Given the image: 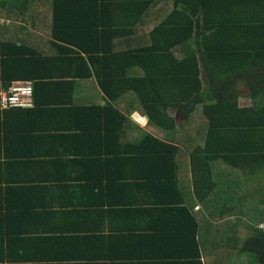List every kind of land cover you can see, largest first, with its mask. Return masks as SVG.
I'll return each mask as SVG.
<instances>
[{
    "label": "trees",
    "instance_id": "1",
    "mask_svg": "<svg viewBox=\"0 0 264 264\" xmlns=\"http://www.w3.org/2000/svg\"><path fill=\"white\" fill-rule=\"evenodd\" d=\"M121 1L133 21L140 17L142 31L136 32L135 23L125 24L121 10L122 21L106 15L110 0H0V91L30 82L33 92L30 107L0 108V155L6 159L4 164L0 161V169H27L26 163H37L32 169L49 171L51 164L60 163L13 160L8 136L2 138L1 132L21 136L40 107L56 98L73 101L69 115L56 117L53 110L47 125L71 131L70 139L85 146L84 154L91 153L84 166L93 164L99 171L94 168L84 179L94 186L110 182L112 194L121 186H133L121 180L136 179L151 202L122 200L110 209L123 212L125 218L152 219L163 231H174L169 216H180L176 204L189 198L184 185L190 186L185 171L191 160L194 193L201 205L196 217L203 234L197 240L205 248L210 243L211 257H221L222 263L244 264L247 252L258 256L255 247H264V187L257 198L246 192L248 181L264 176V108L253 107V99L264 94V0H173L190 5V12L182 16L177 7L162 21L156 15L145 18L148 7L160 6L161 0L141 7ZM201 63L208 74L212 71L207 91ZM235 74L252 78L253 84L247 80L251 95L237 93ZM170 109L186 115L181 125ZM135 112L150 117L149 128L159 131V139L135 123ZM151 146L148 157H132L145 155ZM103 151L113 157L103 160ZM125 161L149 167L143 174L123 175ZM153 165L161 168L157 175L149 173ZM21 176L14 174L15 179ZM10 177L6 183H12ZM178 180L180 185L174 183ZM23 188L11 190L14 196L0 188V201L9 212L2 216L1 211L2 221L15 220L18 214L30 220L31 213L39 211L26 205L27 191L19 194ZM15 200L20 203L12 208ZM7 220L1 221L0 230H6Z\"/></svg>",
    "mask_w": 264,
    "mask_h": 264
},
{
    "label": "crops",
    "instance_id": "2",
    "mask_svg": "<svg viewBox=\"0 0 264 264\" xmlns=\"http://www.w3.org/2000/svg\"><path fill=\"white\" fill-rule=\"evenodd\" d=\"M110 1L111 3L108 4L111 9L109 10L108 7L106 15L107 13L109 15L114 14L112 16L119 21V19L121 20L122 12L123 17L126 16L124 17L125 21H123L125 24L131 27L135 23L137 24L134 27L136 32L143 30L138 20L140 17H138L137 21H133V17L129 15L128 10L125 14L122 9L124 7L120 5L121 0ZM125 1L136 7L145 6L144 3L149 2V0ZM167 2L166 0H161L159 2L160 6L156 5L155 7L153 5L148 7L149 10L145 18L148 20L150 15H156L157 19L162 21V17L167 19V16L171 14L170 10L174 13V11L178 10L177 7H179L180 15L182 16L186 17L190 12L191 8L188 4H176L173 0H168ZM161 7L163 9H160ZM135 9L137 12L139 11V8ZM160 44L163 46L167 45L161 42ZM201 72L207 78L208 73L203 65L202 71L200 70V76ZM208 72L212 74V71L209 70ZM235 77L239 78L240 76L235 74L233 78ZM88 88L90 90L94 89L90 83H88ZM240 88L242 87L237 85L238 94L251 95L250 91L249 93L241 92ZM203 90L207 91L208 86ZM60 93L66 94L65 91ZM76 93H79V91ZM258 99L260 101L263 100L259 105L255 103ZM101 104L104 105L105 102ZM253 107L255 110L264 108V94H260L253 99ZM73 108V101L69 103L67 99L56 98L52 103H49L48 107H40L39 111L33 115L35 120L26 123L21 136L16 133L6 135L7 131L5 132L2 129V138L8 136L7 140L12 148L10 154L15 155L13 157L10 156L15 158L13 160L34 159L40 161L56 159L61 162L56 165L51 164L49 171L40 167L32 169L37 166V163H26L28 170L25 168L18 169L19 167L17 166L16 169L14 167L9 171L8 168L4 167L0 169V188L14 196V192L12 193L11 190L17 187L18 191H20V188L24 187L19 194H24L27 191L26 205H33L34 208L39 210L31 213V215H34L29 216L30 220L22 214L20 216L18 214L17 216L15 215V220L10 217L8 220L4 218L2 221L1 211L5 214L2 216L8 215L9 212L5 209V204L0 201V223L1 221L4 223L7 220L6 230H0V264H224L221 257H211L213 252L210 243L205 248L197 240L199 235L203 234V232L199 231L200 227L197 226L199 221L196 217V212L198 208H201V205L197 202L198 197L194 193L191 160L187 164L188 169L185 171L186 179H188L189 172L190 186L183 184L184 194H188L189 201L187 199L180 204H176L177 208H179L177 210L180 216H169V219L174 221V231H163L160 225H157L153 222L154 220L149 218H125L123 212L110 208L119 207L121 204L118 201L122 200L124 203L126 201L140 202L139 204L150 205L151 202L149 203V200H146L143 192L146 188L140 187L136 179L126 180L128 183L121 180L122 184L130 186L131 183L133 185L129 188L132 192L129 193L130 190L121 186L120 188L118 187V192L112 194L111 192L108 193L110 182L108 183L105 180L103 184L94 186L92 185L93 183L89 184L92 182L91 180L84 179V175L87 178L91 177L94 168L98 170L97 166L93 164H90V167L84 166L85 161H91V157H93L91 153L84 154L85 151L83 149H85V146L80 144L79 140L70 139L71 131H62L59 128L47 125L50 119L54 118L51 114L53 110L55 114L58 113L56 115L58 117L61 114L69 115L68 113ZM9 111L13 112V109ZM170 111L172 115L176 113L184 115L179 109H170ZM146 116L135 112L132 115V119L148 134L159 139V131L149 128L150 122L146 120ZM31 117L29 114L30 119ZM185 119L180 122L177 120L178 124L181 125ZM31 127L34 130L32 132L27 131ZM40 127L42 128L40 129ZM46 134L50 138H42V135ZM89 146L90 144L86 145V148H89ZM150 149L148 150L147 148L145 155L141 153L132 155V157L139 158L141 155L143 158L145 156L148 157L150 151H153V146ZM86 155L89 158L87 157L86 159ZM100 156L103 160L113 157L107 151H103ZM128 157L126 156L124 160ZM0 161L2 164L6 162L4 153L0 155ZM141 161L142 159L139 162ZM139 162L131 164V162L125 161L121 174H143L149 166ZM65 166H68L69 170H66ZM160 170V167L153 165L149 173L153 172L150 174L155 175ZM14 174L18 176L22 174L21 177H16L19 180L18 183L15 182ZM262 174L264 175V170ZM8 175L12 176V178L10 177L12 179L10 180L11 184L6 183ZM46 176L50 177L48 182H46L48 178ZM60 177L63 179L60 180ZM42 180H45L46 184ZM261 181L259 179L253 182V185L250 183L252 181H248L249 187L246 191L248 197L257 198L263 196V190L259 191L256 184L260 185V189L264 187V176L263 184ZM169 182L172 183V181ZM174 183L180 185L179 180ZM198 185L199 189L204 192V183L200 181ZM1 195L4 194L1 193ZM17 203L20 202L15 200L12 208ZM137 211L140 212V209H137ZM175 219H180V221L178 222ZM181 223H184L185 226L180 225ZM246 254L249 256L244 264H264V250L263 254L258 255L260 259H263L260 262L248 252Z\"/></svg>",
    "mask_w": 264,
    "mask_h": 264
},
{
    "label": "built area",
    "instance_id": "3",
    "mask_svg": "<svg viewBox=\"0 0 264 264\" xmlns=\"http://www.w3.org/2000/svg\"><path fill=\"white\" fill-rule=\"evenodd\" d=\"M32 94L30 82L15 83L9 91H0V108L30 107ZM261 227L264 230V224Z\"/></svg>",
    "mask_w": 264,
    "mask_h": 264
},
{
    "label": "rangeland",
    "instance_id": "4",
    "mask_svg": "<svg viewBox=\"0 0 264 264\" xmlns=\"http://www.w3.org/2000/svg\"><path fill=\"white\" fill-rule=\"evenodd\" d=\"M199 69L202 71V63L200 64V66H199ZM209 75V74H208ZM252 77V76H251ZM201 78H203V89L206 87V86H208V76H207V78H206V76L201 72ZM247 80H249L250 81V83H252L253 84V82H252V78H249L248 77V79H244V78H234V81H236L237 83H238V85L239 86H241L242 88H240V91L242 92V91H244V92H246V93H249V91L251 92V89H252V86L251 85H248V83H247ZM262 100V99H261ZM261 102H263V100L262 101H260V99H258V100H256V104H260ZM171 112V111H170ZM174 117H176L177 118V120H178V122H180V121H182L183 119H185L186 118V115L184 114V115H179V114H175V115H173ZM147 120V119H146ZM146 122V121H145ZM262 184H263V178H262ZM251 183V185H253L254 183L253 182H250ZM264 185V184H263ZM256 187L258 188V190L260 191V185L259 184H256ZM262 228V227H261ZM254 247V246H253ZM256 249H255V251H257L256 252V255H259V254H263V250H264V247H255ZM254 251V252H255ZM256 259H258V256H254ZM257 261H263V259L261 258H259ZM257 261H254V262H257Z\"/></svg>",
    "mask_w": 264,
    "mask_h": 264
},
{
    "label": "water",
    "instance_id": "5",
    "mask_svg": "<svg viewBox=\"0 0 264 264\" xmlns=\"http://www.w3.org/2000/svg\"><path fill=\"white\" fill-rule=\"evenodd\" d=\"M147 120H150V117L147 115L146 117H145Z\"/></svg>",
    "mask_w": 264,
    "mask_h": 264
},
{
    "label": "bare ground",
    "instance_id": "6",
    "mask_svg": "<svg viewBox=\"0 0 264 264\" xmlns=\"http://www.w3.org/2000/svg\"><path fill=\"white\" fill-rule=\"evenodd\" d=\"M137 116V115H136ZM139 119H141V118H139ZM141 123H143V122H141Z\"/></svg>",
    "mask_w": 264,
    "mask_h": 264
}]
</instances>
